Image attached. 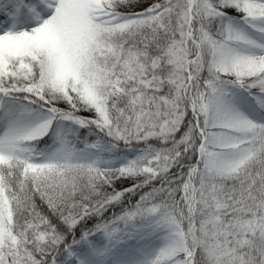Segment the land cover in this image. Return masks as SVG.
<instances>
[{"label": "snow or ice", "instance_id": "1", "mask_svg": "<svg viewBox=\"0 0 264 264\" xmlns=\"http://www.w3.org/2000/svg\"><path fill=\"white\" fill-rule=\"evenodd\" d=\"M0 264H264V0H0Z\"/></svg>", "mask_w": 264, "mask_h": 264}]
</instances>
